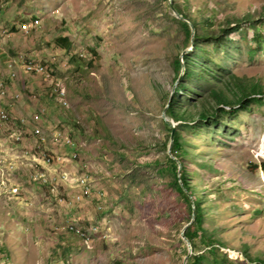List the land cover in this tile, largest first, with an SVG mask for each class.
Masks as SVG:
<instances>
[{
  "label": "rangeland",
  "instance_id": "1",
  "mask_svg": "<svg viewBox=\"0 0 264 264\" xmlns=\"http://www.w3.org/2000/svg\"><path fill=\"white\" fill-rule=\"evenodd\" d=\"M186 4L201 31L241 20L201 40L203 69L264 87V0ZM172 16L164 0H0V264H184L192 215L162 119L190 47ZM187 84L199 103L207 87ZM182 134L220 264H264V98Z\"/></svg>",
  "mask_w": 264,
  "mask_h": 264
},
{
  "label": "trees",
  "instance_id": "2",
  "mask_svg": "<svg viewBox=\"0 0 264 264\" xmlns=\"http://www.w3.org/2000/svg\"><path fill=\"white\" fill-rule=\"evenodd\" d=\"M164 1L167 2V0ZM187 1L188 0H185V2L179 3L178 0H173L175 9L193 24L194 33L192 34L191 28L186 21L172 16V19L176 21L185 32L184 45L186 47L192 46V48L184 53L182 58L180 51L183 48L180 49V51L174 54L171 60L175 72V81L177 82L173 91L168 97L167 95L164 96V99L165 101L167 100L166 104H168L165 113L174 121L175 126L173 127V125L164 118L162 121L168 131L165 141L166 147L169 145L171 132L174 128L171 153L176 159L166 154L167 164L165 168L173 174V185L188 202L191 215L193 216V220L184 231L193 249V253L188 257L186 264H201L206 258L205 253H199V242L206 243L207 246L211 247L210 251L215 254V264H220L221 259H219L216 252L219 248L225 247V242L215 235L210 234L204 226L205 209L203 201L191 183L190 172L187 170L182 157V154L186 152V140L182 134V127H193L194 125L198 127H211L213 124L219 123L221 116L227 112L235 113L238 109H247L255 100L262 102L264 98V87L259 81H252L250 79L246 81L245 78L232 72L224 77H220L219 75L203 69L197 57L208 58V55L204 52L205 49L201 44V40L209 38L220 40L222 35H229L242 29L241 20L238 18L234 19L236 20L234 25H231L230 22L226 25H222L218 32L215 30L201 31L199 22L190 16L188 5L186 4ZM248 16L247 18L250 17ZM206 21L207 19L205 22ZM249 25L257 28L255 20L250 22ZM256 39H260V34H257ZM57 43L59 46L66 48H70L72 45L71 40L67 36L58 37ZM188 80L200 83L208 89L206 96L201 98L199 103L191 101L190 98L186 99L184 96L190 89L187 84ZM1 89L2 86L0 85V90ZM74 125L77 128L80 127L76 121ZM178 161L181 164L180 169ZM155 164L158 166L159 162ZM262 167L264 169V166Z\"/></svg>",
  "mask_w": 264,
  "mask_h": 264
},
{
  "label": "water",
  "instance_id": "3",
  "mask_svg": "<svg viewBox=\"0 0 264 264\" xmlns=\"http://www.w3.org/2000/svg\"><path fill=\"white\" fill-rule=\"evenodd\" d=\"M167 1H168V5H169V7H170L171 10L173 11L174 16H175L176 18H179V19L183 20V21H186V22L189 24V26H190V28H191V31H192V34H193V33H194V26H193V24L191 23V21H189L186 17H184L182 14H180V13L175 9L174 4L171 2V0H167ZM192 41H193V40H192ZM191 48H192V46H190V48H188V49H184L183 52L181 53V58H182L183 54L186 53L187 51H189ZM176 82H177V81H175V84H176ZM167 106H168V104L165 105V109L167 108ZM165 109H164V112H163V118H164L165 120H168V121L173 125V127H174V126H175V123H174V121H173L172 119H170V118L166 115V113H165ZM173 133H174V128L172 129V132H171L170 142H169L168 150H167V151H168V154H169L170 157H172L173 159H176V157L173 156V154L171 153V147H172V144H173ZM178 164H179V169H180L181 164H180L179 161H178ZM184 190H185V189H184ZM185 191H187V190H185ZM192 220H193V216H192L191 220H190V221H189V222H188V223L182 228V230H181V237H182V239H184V240L186 241V243H187V245H188V253H187V255H186L185 258H184V264H186V261H187L188 257L193 253V249H192L191 242H190V240L187 238V236L184 234L185 229L188 227V225L191 223Z\"/></svg>",
  "mask_w": 264,
  "mask_h": 264
},
{
  "label": "built area",
  "instance_id": "4",
  "mask_svg": "<svg viewBox=\"0 0 264 264\" xmlns=\"http://www.w3.org/2000/svg\"><path fill=\"white\" fill-rule=\"evenodd\" d=\"M9 67H10L11 78H14V77H15V68L13 67V65H12L11 62L9 63ZM39 74H43V73L40 72ZM18 96H20L19 93H18ZM36 132H37V133H40V132L38 131V129H36ZM18 191H19V188H18Z\"/></svg>",
  "mask_w": 264,
  "mask_h": 264
},
{
  "label": "bare ground",
  "instance_id": "5",
  "mask_svg": "<svg viewBox=\"0 0 264 264\" xmlns=\"http://www.w3.org/2000/svg\"><path fill=\"white\" fill-rule=\"evenodd\" d=\"M12 64H13V63H12ZM29 69L33 70L34 67H33V66H29ZM37 70H40V69H37ZM41 72H42V71H41ZM1 83H3V82H1ZM1 83H0V84H1ZM59 96H60V94H59ZM14 191L17 192L18 190H17V189H14Z\"/></svg>",
  "mask_w": 264,
  "mask_h": 264
}]
</instances>
